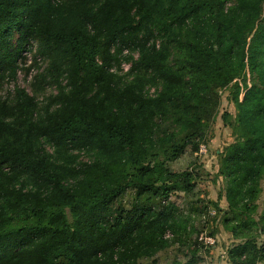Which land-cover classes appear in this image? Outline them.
Instances as JSON below:
<instances>
[{
    "label": "trees",
    "instance_id": "obj_1",
    "mask_svg": "<svg viewBox=\"0 0 264 264\" xmlns=\"http://www.w3.org/2000/svg\"><path fill=\"white\" fill-rule=\"evenodd\" d=\"M31 41L58 90L42 109L20 90L0 101V264H138L186 239L187 218L169 197L192 189L190 174L166 164L197 153L217 90L239 78L235 116L221 117L235 142L219 174L234 217L254 206L264 178V0H0V84ZM122 61L129 81L112 72ZM122 162V184L86 194ZM240 226L224 220L244 240L230 261L262 262L264 245Z\"/></svg>",
    "mask_w": 264,
    "mask_h": 264
},
{
    "label": "rangeland",
    "instance_id": "obj_2",
    "mask_svg": "<svg viewBox=\"0 0 264 264\" xmlns=\"http://www.w3.org/2000/svg\"><path fill=\"white\" fill-rule=\"evenodd\" d=\"M16 37L17 35H14V39ZM36 46L35 42H30L31 49L28 47L17 62L15 76L5 79L0 84V101L11 102L16 91L20 90L29 97H33L38 107L42 109L57 94L56 83L49 78H43L48 61L36 52ZM131 55L134 60L137 58L136 53ZM129 69L130 63L122 61L120 65L113 67L112 72L129 81L130 77L127 75ZM245 78L246 85L250 86L251 79L248 71L245 72ZM235 85L241 87L242 78L234 79L230 84L217 90L218 111L215 117L210 119L205 142L201 143L197 153L187 148L179 159L166 164L172 172L190 174L189 181L192 189L187 194L178 192L169 197L178 213L187 218V230L190 235L183 239V242L170 241L167 247L157 252L152 258L140 259L138 264H232L228 253L244 240L236 239L224 227V220L227 219L229 224L239 223L242 235L251 238L257 247L264 245V221L262 220L264 178L262 177L259 182L260 192L254 201V206L245 213L246 216L240 218L234 217L228 209L225 198L226 181L219 174L220 161L225 156V150L235 142L232 129L221 119L224 113L231 115L229 119L231 122L235 116V107L231 102ZM155 93V88H150L148 91L149 95ZM242 97L243 90L240 92L239 99L241 100ZM46 149L51 153L50 148L46 147ZM89 160L90 157L86 155H81L78 159L79 162ZM127 169L128 165L124 162L113 166L107 178H99L87 185L86 194L103 195L122 184L126 179ZM132 196V194L126 195L121 203L126 205ZM213 203H217V208L213 206ZM257 264H264V260Z\"/></svg>",
    "mask_w": 264,
    "mask_h": 264
},
{
    "label": "built area",
    "instance_id": "obj_3",
    "mask_svg": "<svg viewBox=\"0 0 264 264\" xmlns=\"http://www.w3.org/2000/svg\"><path fill=\"white\" fill-rule=\"evenodd\" d=\"M202 151V150H201Z\"/></svg>",
    "mask_w": 264,
    "mask_h": 264
}]
</instances>
